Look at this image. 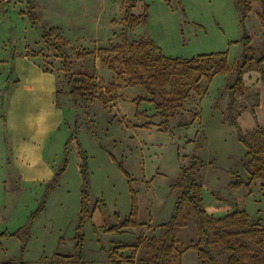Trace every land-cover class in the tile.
<instances>
[{"label":"rangeland","instance_id":"rangeland-1","mask_svg":"<svg viewBox=\"0 0 264 264\" xmlns=\"http://www.w3.org/2000/svg\"><path fill=\"white\" fill-rule=\"evenodd\" d=\"M242 1L251 9L250 46L261 57L264 30L258 15L264 0ZM125 2L36 0L34 10L30 0L0 4V235H7L0 238V264L19 259L25 264H74L84 183L76 144L69 149L66 145L76 129L88 163L93 220L83 234L85 258L91 264H136L141 250L132 246L158 236V227L169 221L181 169L194 156L206 165L201 170L204 203L215 217L239 209L253 220H264V182L250 181L243 167L247 151L236 130L225 123L228 89L242 54L239 44H231L242 35L233 0L136 3L133 14H143L145 5L149 18L147 27L128 32L130 41L148 38L168 58L228 52L230 72L210 85L203 80L207 95L191 93L169 129L154 105L137 104L139 98L151 100L146 91H129L122 68L113 63L110 69L113 50L122 43ZM49 31L53 43H66L63 52L71 73L93 80V103L74 104L64 64L43 41ZM243 82L235 114L248 131L255 125L256 96L264 86L254 64ZM231 173L249 186L232 189ZM132 190L140 226L110 233L117 219L130 217ZM23 228H29L28 236L22 232L20 239L8 237ZM195 239L192 226L180 232L181 264H197V254L185 251ZM115 249L117 259L112 257Z\"/></svg>","mask_w":264,"mask_h":264},{"label":"trees","instance_id":"trees-1","mask_svg":"<svg viewBox=\"0 0 264 264\" xmlns=\"http://www.w3.org/2000/svg\"><path fill=\"white\" fill-rule=\"evenodd\" d=\"M142 0H126L125 29L122 35V43L114 48L115 58L110 61V69L113 63L122 68L126 77L127 86L140 87L146 91L151 100L139 98L137 104L148 102L154 105L155 110L163 119L166 129L169 122L177 115L191 93L205 97L207 88H202V81L210 85L214 78L226 75L230 72L228 64V52L210 55H201L193 59L168 58L163 55L161 49L148 38L140 41H130L128 32L148 24V7L144 5L143 14L135 16L133 11L136 3ZM261 2L262 0H254ZM36 0H30V8L35 9ZM180 2V1H179ZM239 14V23L242 35L239 41L231 44H239L242 47L241 59L237 64L235 78L229 92L228 115L225 123L236 130V137L247 151V162L244 169L251 182H264V128L257 123L248 131H244L235 114L237 94L244 91V75L250 70L252 64L257 67L264 83V54L257 57L251 48V38L248 34L247 21L250 7L242 0H233ZM5 3V2H4ZM3 4V0H0ZM180 4V3H179ZM263 11L258 15L264 30V3ZM32 16L36 18L35 14ZM52 31L44 32L42 38L46 45L53 47L64 64V71L68 77L70 86L69 95L77 106L82 103H93L96 99V86L87 75H73L68 57L63 52L66 43L51 41ZM107 63V61L105 60ZM101 99V98H100ZM256 108L259 101V93L256 96ZM104 105L107 104L103 100ZM255 108V110H256ZM180 128L189 129V125H179ZM77 129L70 136L66 148L75 143L78 156L82 162L80 172L83 178L84 189L82 191L81 211L79 226L75 237L76 253L73 257L74 264H91L86 261L84 253L85 235L84 226L93 220V211L89 207V175L87 155L81 149L77 138ZM119 167L124 170L123 166ZM206 165L197 156L190 159L189 164L181 169V175L175 185L177 197L174 211L169 221L158 227V236L145 240H139L132 248L140 249L141 255L136 264H181L182 253L178 252L180 232L188 227H193L196 239L192 241L185 251H194L197 254V264H264V220H253L246 211L237 209L224 217H215L205 207L204 185L201 170ZM126 173V171H124ZM127 174V173H126ZM128 175V174H127ZM233 181L230 187L239 190L249 184L238 173H231ZM132 180L129 179V182ZM132 211L130 217L109 229L110 233H117L127 228H137L138 205L135 192L132 190ZM24 229V230H23ZM16 233L8 235L20 239L22 232L28 236L29 228H23ZM6 233L0 238L6 237ZM25 243V241H24ZM112 257L117 259V250H113ZM3 264H25L22 259L18 262ZM117 264H119L117 262ZM133 264V263H129Z\"/></svg>","mask_w":264,"mask_h":264},{"label":"crops","instance_id":"crops-1","mask_svg":"<svg viewBox=\"0 0 264 264\" xmlns=\"http://www.w3.org/2000/svg\"><path fill=\"white\" fill-rule=\"evenodd\" d=\"M129 91H133V92L141 91V89L135 87V88H129ZM255 114H256L258 125L264 128V86L259 91V101H258V106L255 110Z\"/></svg>","mask_w":264,"mask_h":264}]
</instances>
